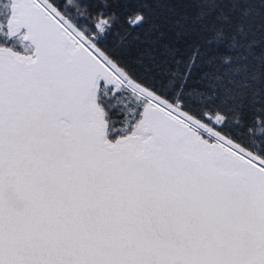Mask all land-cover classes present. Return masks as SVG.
Instances as JSON below:
<instances>
[{
    "label": "snow or ice",
    "instance_id": "snow-or-ice-1",
    "mask_svg": "<svg viewBox=\"0 0 264 264\" xmlns=\"http://www.w3.org/2000/svg\"><path fill=\"white\" fill-rule=\"evenodd\" d=\"M0 264H264V0H0Z\"/></svg>",
    "mask_w": 264,
    "mask_h": 264
}]
</instances>
